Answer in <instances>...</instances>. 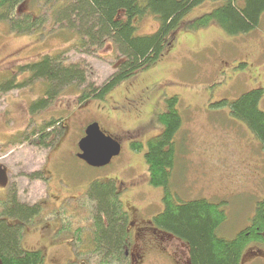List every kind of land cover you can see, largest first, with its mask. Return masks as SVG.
<instances>
[{
    "label": "rangeland",
    "instance_id": "obj_1",
    "mask_svg": "<svg viewBox=\"0 0 264 264\" xmlns=\"http://www.w3.org/2000/svg\"><path fill=\"white\" fill-rule=\"evenodd\" d=\"M224 2L205 0L184 16L183 23ZM40 7L37 0H29L17 12L38 14ZM135 25L137 35H148L157 31L160 19L148 14L137 18ZM76 39L75 33L58 26L19 34L0 21V199H6L10 190L21 202L41 206L32 222L20 226L23 248L40 250L49 264H95L97 255L75 253L81 252L76 239L81 236L87 242L93 235L91 185L114 180L132 222L129 264H188L187 243L172 236L164 241L160 233L146 230V221L164 211L165 188L151 185L145 155L148 141L163 130L158 115L172 96L179 99L183 119L174 139L176 162L169 181L174 200L205 198L221 203L227 219L219 236L230 239L249 226L264 202V150L247 125L232 116L229 106L219 103L234 101L255 88L264 90V13L256 28L237 35L216 24L197 30L181 27L155 64L117 85L104 99L83 103L79 98L84 89L102 86L118 64L112 45L88 54L73 47ZM45 53H60L66 64L80 62L85 81L59 89L36 113L31 110L47 86L41 79L29 81L21 66ZM11 76L24 86L6 88ZM128 99H137V107L118 109ZM260 108L264 111V95ZM51 120L56 123L51 129L59 136L51 148L26 140L13 142L20 133L28 134ZM93 122L122 144L120 155L102 167L77 155L78 143ZM133 142L143 147L134 150ZM8 182L10 188L5 190ZM140 228H145L142 235L147 233L145 242ZM252 243L244 250L242 264L262 256L253 251Z\"/></svg>",
    "mask_w": 264,
    "mask_h": 264
},
{
    "label": "trees",
    "instance_id": "obj_2",
    "mask_svg": "<svg viewBox=\"0 0 264 264\" xmlns=\"http://www.w3.org/2000/svg\"><path fill=\"white\" fill-rule=\"evenodd\" d=\"M27 1L0 0V21L8 22L15 33L42 32L51 25L58 26L60 31L75 33L77 39L73 47L81 52L91 54L107 44L113 46L118 64L116 71L102 86L84 89L79 98L81 103L90 98L104 99L117 85L155 64L181 27L197 30L216 24L237 35L256 28L264 13V0H225L211 12L187 23H183L184 16L205 0H37L41 6L37 9L38 14L18 13V6ZM148 14L160 19L159 28L152 34L139 36L135 20ZM21 69L28 72L29 81L41 79L46 83L45 95L34 103L31 110L36 113L48 106L59 89L72 84L82 85L85 81L82 64H66L60 53H45ZM11 79L6 88L24 86L22 82L14 83V76ZM263 95L262 88H255L234 101L222 100L219 105L229 106L232 116L247 125L264 150V111L260 108ZM178 101L177 96L166 100L165 111L158 115L163 130L148 141L145 155L151 185L165 188V208L154 217V221L160 229L188 244L190 264H241L248 244L264 237V202L259 204L252 223L229 239L218 234L227 219L221 203L205 198L174 200L169 181L176 162L174 139L183 124ZM55 124V120L47 121L28 134L20 133L13 142L26 140L51 148L59 140L58 132L51 129ZM142 147L140 143H132L134 150ZM115 183L109 180L91 185L94 228L92 237L87 239L90 247L81 236L76 239L81 252L78 249L75 253L85 254L87 251L97 255L95 264H129L126 255L131 241L130 219L120 199L122 190ZM40 209V202L33 205L23 203L14 191L9 190L8 197L0 199V264H49L40 250H25L22 246L20 226L32 222ZM9 219L18 223L12 224ZM81 230L78 228L77 233Z\"/></svg>",
    "mask_w": 264,
    "mask_h": 264
},
{
    "label": "water",
    "instance_id": "obj_3",
    "mask_svg": "<svg viewBox=\"0 0 264 264\" xmlns=\"http://www.w3.org/2000/svg\"><path fill=\"white\" fill-rule=\"evenodd\" d=\"M78 147L80 149L78 157L94 167L110 164L122 150L121 142L108 135L98 122L87 126L85 136L79 141Z\"/></svg>",
    "mask_w": 264,
    "mask_h": 264
},
{
    "label": "flooded vegetation",
    "instance_id": "obj_4",
    "mask_svg": "<svg viewBox=\"0 0 264 264\" xmlns=\"http://www.w3.org/2000/svg\"><path fill=\"white\" fill-rule=\"evenodd\" d=\"M137 103H138V100L137 99H128V103L124 106V107H122V108H118V109H120V110H124L125 108H127V106L128 105H131V106H133V108H136L137 107ZM128 107H130V106H128ZM9 185H10V183L8 182L6 185H5V190H7L8 189V187H9ZM129 215V214H128ZM129 219H130V216H129ZM130 222V228H129V230H131V225H132V222H131V220L129 221ZM146 222H148L147 224H149V228H147L146 230H149V231H151V232H156V233H160L161 234V238L165 241V239H169V238H171V236L172 237H175V236H173L172 234H170V233H168V232H162L161 231V229L159 228V227H157V225H156V223H155V221L153 220H147ZM133 227H135L134 226V224H133ZM138 231H139V228L137 229ZM145 230V228H140V235H142ZM136 235L137 234H139L138 232H136L135 233ZM146 234L147 233H145L144 235H142V238L144 239V242L145 241H147L146 239H147V236H146ZM175 238H177V237H175ZM253 244V251H256L257 252V254H262V256H256V257H254L252 260H248V262H249V264H256V263H258V262H260V264H264V237H263V239H262V241H260V242H255V243H252ZM130 247V246H129ZM252 247V246H251ZM129 250V249H128ZM246 253V251H244L243 252V256H242V261L245 263V260H244V258H245V256H244V254ZM128 255L129 256H132V252H130L129 251V253H128ZM127 256V255H126ZM128 256V257H129ZM130 261H131V259H130ZM242 261H241V264H242ZM132 263V262H131ZM188 264H190V251H189V248H188Z\"/></svg>",
    "mask_w": 264,
    "mask_h": 264
},
{
    "label": "bare ground",
    "instance_id": "obj_5",
    "mask_svg": "<svg viewBox=\"0 0 264 264\" xmlns=\"http://www.w3.org/2000/svg\"><path fill=\"white\" fill-rule=\"evenodd\" d=\"M29 78V77H28ZM46 78V77H45ZM89 85V84H88ZM135 226V225H134ZM123 241V240H122ZM94 249V248H93Z\"/></svg>",
    "mask_w": 264,
    "mask_h": 264
}]
</instances>
